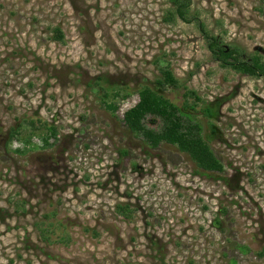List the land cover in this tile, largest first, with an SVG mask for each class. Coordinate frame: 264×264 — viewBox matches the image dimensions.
<instances>
[{
    "label": "rangeland",
    "instance_id": "rangeland-1",
    "mask_svg": "<svg viewBox=\"0 0 264 264\" xmlns=\"http://www.w3.org/2000/svg\"><path fill=\"white\" fill-rule=\"evenodd\" d=\"M189 1L166 23L168 0H0V264H264V78L221 68L198 26L264 61V0ZM166 66L222 174L123 126ZM96 84L130 94L115 115Z\"/></svg>",
    "mask_w": 264,
    "mask_h": 264
},
{
    "label": "trees",
    "instance_id": "trees-1",
    "mask_svg": "<svg viewBox=\"0 0 264 264\" xmlns=\"http://www.w3.org/2000/svg\"><path fill=\"white\" fill-rule=\"evenodd\" d=\"M172 11L168 13L165 21L170 23L179 20L189 23V0H168ZM199 29L207 43L213 60L223 69H230L235 73L251 78H264V61L258 55L244 59L243 54L235 48L225 47L217 37L209 36L204 32L202 24ZM58 40L63 39L59 29H55ZM100 92V105L115 115L118 111V101L127 99L130 94L121 90L105 91L96 84ZM179 83L169 68L159 69V78L154 86L143 87L137 91V103L123 114L122 124L135 137L141 138L150 149H158L161 145L175 148L179 153L186 155L197 169L209 174H222L224 168L220 160L211 150L209 143L203 137L201 123L191 114L195 104L201 103L195 92L184 94L182 106H177L166 98L163 93L167 90H176ZM203 116L208 120L218 115L216 106H209L202 110ZM156 122L155 128L146 126L147 120ZM51 136L55 131L51 130ZM47 144L46 140H43ZM122 210V209H121Z\"/></svg>",
    "mask_w": 264,
    "mask_h": 264
}]
</instances>
